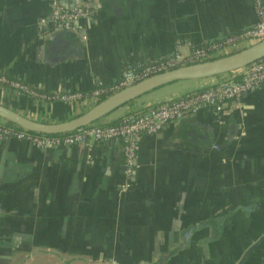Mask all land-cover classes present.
<instances>
[{"label":"crops","instance_id":"obj_1","mask_svg":"<svg viewBox=\"0 0 264 264\" xmlns=\"http://www.w3.org/2000/svg\"><path fill=\"white\" fill-rule=\"evenodd\" d=\"M54 2L95 5L79 23L86 39L54 31ZM256 21L253 0H0V73L41 94L2 90L0 104L60 124L95 100L50 97L90 94L127 69L187 56ZM220 78L160 88L111 119ZM124 168L119 141L46 150L0 140V264H264V241L245 257L264 237V84L221 112L202 107L142 136L128 192Z\"/></svg>","mask_w":264,"mask_h":264},{"label":"built area","instance_id":"obj_2","mask_svg":"<svg viewBox=\"0 0 264 264\" xmlns=\"http://www.w3.org/2000/svg\"><path fill=\"white\" fill-rule=\"evenodd\" d=\"M253 1L257 21L239 34L206 46L197 47L187 56L181 52H176L166 58L127 69L121 81L110 86L99 83L90 94L65 92L50 98L73 104L81 103L87 99H94L95 104H98L101 102L102 96H107L108 98L150 77L182 66L213 61L262 42L264 41V1ZM95 13L96 7L90 2L77 3L71 7H64L58 2H54L51 22L56 32H73L86 39L87 37L80 30L79 23L91 20ZM263 84L264 58L243 69L222 75L218 85L213 88L181 96L172 102L151 107L144 111L132 112L114 125H89L68 134L50 136L31 133L22 128L17 130L15 125L4 123L6 121L0 118V140H22L46 150L61 146H86L92 148L99 143L119 141L122 144L125 157V180L121 185V191L128 192L133 186L134 174L138 168L142 136L158 134L170 124L181 122L202 107H214L217 112H221L226 101L240 100L245 93ZM2 90L20 97L36 98L41 96L26 83L11 79L7 75L0 73V91Z\"/></svg>","mask_w":264,"mask_h":264},{"label":"water","instance_id":"obj_3","mask_svg":"<svg viewBox=\"0 0 264 264\" xmlns=\"http://www.w3.org/2000/svg\"><path fill=\"white\" fill-rule=\"evenodd\" d=\"M61 33L65 34L64 31ZM263 58L264 41L220 59L194 65L182 66L150 77L128 88H125L99 102L88 112L60 124H47L31 121L28 118L18 115L8 107L1 104L0 118L10 124L25 129L28 132L50 136L68 134L89 125H114L120 120V118L111 119V115L114 112L146 94L181 81H199L218 78L222 75L230 74L243 69ZM218 83L219 80L215 79L214 82L209 86L187 91L183 96L191 95L208 88H213L217 86ZM176 99L177 97H168L164 100L158 101L154 105L136 108L125 114L122 119L132 112L144 111L151 107L172 102ZM262 241H264V237L249 250L245 257H247Z\"/></svg>","mask_w":264,"mask_h":264},{"label":"rangeland","instance_id":"obj_4","mask_svg":"<svg viewBox=\"0 0 264 264\" xmlns=\"http://www.w3.org/2000/svg\"><path fill=\"white\" fill-rule=\"evenodd\" d=\"M250 47V46H249ZM246 49V48H245ZM242 50H244V49H242ZM239 51H241V50H239ZM239 51H237V52H239ZM234 53H236V52H234ZM231 55V54H230ZM226 57V56H225ZM223 58V57H222ZM220 59V58H219ZM191 84V82L190 81H181V82H177V83H174V84H170V85H168V86H165L164 88H166V89H163V90H165V91H160V92H167L168 90L170 91H175V90H178V89H180V88H182V87H185V86H188V85H190ZM161 90V89H160ZM170 91V92H171ZM184 91H186V90H184ZM184 91H182V92H184Z\"/></svg>","mask_w":264,"mask_h":264},{"label":"trees","instance_id":"obj_5","mask_svg":"<svg viewBox=\"0 0 264 264\" xmlns=\"http://www.w3.org/2000/svg\"><path fill=\"white\" fill-rule=\"evenodd\" d=\"M264 1V0H263ZM38 92H40L39 90H37ZM107 98V96H102L101 97V101H103V100H105ZM121 121V120H120ZM120 121H118L116 124H118ZM15 128L17 129V130H21V128H19V127H17V126H15Z\"/></svg>","mask_w":264,"mask_h":264}]
</instances>
